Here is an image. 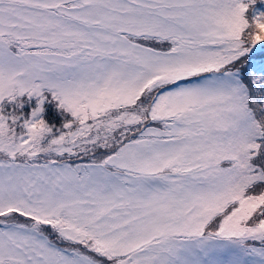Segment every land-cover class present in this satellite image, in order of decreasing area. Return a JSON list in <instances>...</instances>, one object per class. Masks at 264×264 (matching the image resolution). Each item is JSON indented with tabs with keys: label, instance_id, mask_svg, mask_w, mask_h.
<instances>
[{
	"label": "snow or ice",
	"instance_id": "6c2138e0",
	"mask_svg": "<svg viewBox=\"0 0 264 264\" xmlns=\"http://www.w3.org/2000/svg\"><path fill=\"white\" fill-rule=\"evenodd\" d=\"M0 264H264V0H0Z\"/></svg>",
	"mask_w": 264,
	"mask_h": 264
}]
</instances>
